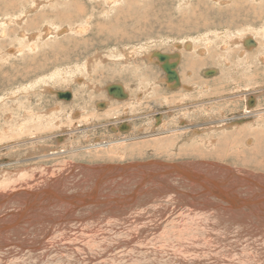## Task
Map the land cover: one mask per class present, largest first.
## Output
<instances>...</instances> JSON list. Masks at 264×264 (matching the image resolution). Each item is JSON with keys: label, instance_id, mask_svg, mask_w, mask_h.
<instances>
[{"label": "bare ground", "instance_id": "obj_1", "mask_svg": "<svg viewBox=\"0 0 264 264\" xmlns=\"http://www.w3.org/2000/svg\"><path fill=\"white\" fill-rule=\"evenodd\" d=\"M1 1L4 2V0ZM14 2L15 1L13 0H9L6 3V7L9 9L12 8L13 6L11 5L15 4ZM31 2L34 3L35 0H32ZM54 2L59 6L58 11L53 13L57 18H63L68 14H77L79 13L78 11L84 13L88 8L82 3L71 7V4L74 3V1L64 2L63 0H56ZM217 2H219V0H217ZM52 3L50 6H52ZM3 6L4 5H2V7ZM33 8L40 9L42 8V4H40V2L34 4ZM226 8H231V6H226ZM164 10L166 11V9ZM168 10L170 9L168 8ZM10 12L11 10H8L7 13L10 14ZM192 13L194 14L193 17L197 16V18H199L200 16L202 18V16L198 15L196 12ZM253 13L256 18L257 11L255 8ZM129 14L133 15H130L133 19L131 21L132 23H128L126 18ZM129 14L122 11L119 13L120 25L116 28L120 42L124 43H127L130 39L132 41V38L134 39L136 34L134 32L142 29L139 24L142 23V20L145 19V17L148 18V16L144 15L145 13L140 14L139 11H131ZM233 15L234 14H232L231 17H233ZM142 16L143 19L141 18ZM242 16L244 18L249 17L247 16V12ZM191 17L192 16L186 18L193 22L190 26L195 27L194 30H196L201 23L193 20ZM214 17L215 21L218 22L212 21L208 24H212L219 29L229 26L228 24L230 21H224L222 18L217 19V16ZM255 18L253 19L255 20ZM88 20H90V17H88ZM147 21H149V19H147ZM183 21L185 22L184 17L177 22L181 24V22L184 23ZM44 22L46 23V21ZM146 22L145 24L147 25ZM168 22L170 26H175L177 24L176 22L174 23L173 20H169ZM205 25L207 24L205 23ZM45 26H43V28H45ZM47 26L48 27L45 30L53 33L52 28L48 24ZM159 27L161 26L159 25ZM166 27H169V25H166ZM171 31H173V29ZM182 31L184 33V30ZM128 32H132L133 34L127 35ZM155 32L157 31L155 30ZM253 33H255V31ZM207 34H209V32ZM176 35H178V33ZM204 35H206V33ZM217 35L221 36V33H217L216 36ZM253 35H248L250 37L242 35L239 41L232 36V38L230 37V43L235 46L234 42H236V44L239 42L241 43V41L245 42L247 47L245 48L244 45H242V47L246 49H243V53L250 49H252V51L258 50L259 53L255 56V60L258 64L253 62V60H251V63L254 66H259L262 65V62L264 65V44L261 46V43L258 40L259 45L258 43L256 44L257 41L253 38ZM263 35L264 32L262 33V36ZM255 36H259V34H256ZM169 37L171 38V36ZM204 37L207 41L208 36L206 35ZM161 38L162 37H160V39ZM177 38H179V36ZM177 38L174 42L172 41L173 39L171 40L174 47H182L179 46L180 44L177 45L181 42H183L185 44L183 46L188 49L198 47V45L194 46L193 42L199 37H192L194 41H185L188 37H185V39L180 38V40L178 39L179 41ZM199 39L205 40L203 37ZM154 40L155 39H153V41ZM132 42L134 43V40ZM211 43L212 42H205V44L200 45L197 51L202 55L208 54L209 59L216 56L214 55L216 53L211 52L213 50L210 47L212 46ZM223 44H225L224 40ZM222 45L220 47L221 50L224 49ZM132 46L134 49L131 50L128 55L129 58H131L132 63H135L137 60L136 52L139 51L136 44H133ZM170 48H172L171 45ZM216 48L219 47L217 46ZM167 49L169 48L167 47ZM150 50L154 49H148L144 53ZM163 50L165 51L166 49H162V51ZM19 51L21 50L16 49L14 52H11V55L7 54L6 57L10 58L12 54L14 55ZM232 51H230V53H232ZM157 52L159 51H151L144 55L149 57L152 64L157 62L162 68L164 63L158 60ZM175 53L179 54L175 55L178 59L176 60V58L172 56L168 59L167 63L170 66L175 64L176 67L174 66V68L177 71L178 62L182 60V53L181 51H175L171 55ZM222 59L226 64L230 63V60H227L226 56L223 55ZM258 60L261 62L259 63ZM141 62L144 64V67L146 66V74L138 75L132 72V76L134 77L132 81L135 80L136 82H141L140 84H138V82L136 84V86L139 85V90L137 94L134 95L137 98L132 96L135 87H133L134 85H130L129 78L131 75L125 76L120 75L122 74L120 73L118 74V77L115 75L112 76L111 81L115 82L109 85L107 84L108 86L105 87L108 91L109 86L113 84L120 86L123 95L116 96L117 94H114L115 96H113L109 91L108 92L111 97H121V100H118L121 102L115 100L114 104H111L104 112L98 113L91 111L90 113L92 114L87 113L90 103L94 104L97 102V106L100 108H103L105 105L100 101V98H103L102 96H93V92L99 91L97 86H90L87 80L88 77H86L87 79L82 77L84 80L82 79L79 84L86 85H82L81 88H78L79 91L71 88L62 91L57 90L58 92L56 91L57 95L55 97L59 98V101L58 103H55L52 108L39 113L37 109H33L34 113H30L26 119V122L29 121L33 126H22V122L20 121L23 119L22 116H20L21 112L16 110L13 111V113L20 119L17 124L18 127L15 126L14 121L0 125V176H11L13 170L19 167L31 168L30 171L31 173H35V176L33 177V175L28 172L29 176L26 177V180L28 182L36 180L38 184L37 188L34 183L25 184L28 185L31 190L22 189V191H19L21 184L14 189H10L11 186L14 185H10L13 181L9 179L6 187L7 191L5 193H0V197L8 195L9 198V201L0 203V215H7L5 223L2 224L0 222V229L10 228L11 225H13V216H18L19 224H21L23 220H29L31 218L37 221L36 225L19 229L17 228L15 229V233H8L4 237L0 234V264H10L8 261L18 258L17 254L20 248L16 245V242L13 240L14 238H11L13 235L14 237L17 236L16 239L18 241L25 238L35 242V246L41 249L47 260L54 258L49 251L51 243L54 246L65 244L63 248L60 247V250L56 255V262L65 261L66 264H70V261H72L73 251L71 249V243H74L75 241H80L84 247L88 245L95 246L99 249L111 248L113 243L118 242V246L121 248L119 252H116L114 255L113 249H109L110 255L107 257H102L101 254L91 256V258L90 256H87V259L90 258V260L93 261L90 264H264V168L255 167L253 172L249 170L251 168L246 166L232 165L221 160L208 158L186 157L172 159L167 157V159L170 160H162L159 158L150 159L151 157L144 158L141 157V153L138 152V150L143 152L144 146L149 147L151 150H156L157 152V147L153 146L152 140H142L145 143L133 142L132 144L127 145L122 144L121 141L112 142L109 140H102L108 139V137L103 136L102 133L98 134V130H95L97 129L95 127H100L105 124L102 122L99 124L100 126H95L94 122L98 123L100 120H116L118 119L117 117L120 116H122L121 119L130 117V120H134L137 118V115L132 117L131 113L136 112L137 109L141 110L142 107L145 106L143 104L147 102L145 99V96L148 93L147 91L160 89V86L155 85L156 83L159 85H165L169 88H173V85L178 84L176 88H179L180 90L173 91V95L171 94L170 97L165 98L167 105L170 106L179 105V103H187L178 97L180 96L181 98H184L187 95L193 96L196 91H200L201 89L200 85H198L199 81L190 79V84L188 83V79L185 78L186 74L188 75L190 73L191 75L195 73L194 65L198 63L196 61L185 60V72L183 74L180 73V71L179 73L177 72L179 83L169 82L167 80L166 71L163 68L162 69L165 72L164 76L158 77L155 75L159 74L158 70H155L151 66L152 64L145 61ZM240 62L242 64V60H238L235 64H240ZM138 66L139 64H135L133 68L137 69ZM229 69L233 72L231 65ZM236 70L237 68L234 71ZM226 74L228 73H225V75ZM233 74L235 73H232V75ZM233 80L236 79L233 78ZM132 83L133 82H131V84ZM205 83H212L213 86H218L214 92L215 94H218V98L224 96L223 93H225V90L227 89L225 88L226 83L224 82V84H221L220 78L207 80ZM45 86L50 90L48 87L51 86H47V84ZM235 86L236 85L234 84V91ZM11 89L13 90L9 92V95L14 101L18 102V96L23 93L21 85H17L15 88L13 86ZM203 89L204 88H202V90ZM237 89L240 88L237 87ZM68 90L72 91V98L67 100L66 98L70 97L69 95L71 94V92H67ZM188 90L194 91L192 93L182 94V92ZM254 91L259 90L255 87L253 89V92ZM240 94L241 93H239V95ZM126 95H128V99L125 98ZM231 96L234 98L238 97L237 93H231ZM242 96L241 98L246 100L247 95L244 94V96ZM78 97L81 98L79 99ZM149 98L153 97L150 96ZM250 98H254V95H251ZM133 99L137 100L135 102L138 106L133 104ZM258 102L259 105L262 106L261 96H259ZM198 103H194L193 105L203 104V102ZM60 104L63 106L72 104V108H62L63 106ZM114 106L120 107V110L110 113ZM20 108L21 106L19 105L17 110ZM256 110V108L253 110L251 108H246L245 113L240 114V116L248 113L254 118L257 115L256 113H258V110ZM183 111L184 112L181 114L175 112L179 114L178 116H175V114L170 115L172 117H170L171 119L169 121L162 120V116L157 117L159 118L158 122L163 123L160 126L161 129L153 130L151 129L153 126H151L150 129L152 131L149 135L171 134L177 136L178 132L174 128L168 127L167 124H172V121L176 119L179 121L182 120V117L180 116L185 115L187 112H201L203 110L201 107H193ZM203 112V116H199L198 119L200 117L205 119L212 116V112ZM60 113H64V115L62 116ZM165 118L169 119L167 117ZM239 118L243 120L249 117L246 116ZM8 120L10 119L8 118ZM217 121H219L218 123H221L220 119L213 121V123H217ZM34 126L46 129V131L44 133H38V130L33 128ZM131 127V123L123 121L122 125H115L113 129H117V131L122 132L121 134L125 135L127 133L134 134L132 137L129 135L127 138H124V141L129 139L135 141L142 138V135L135 133L140 131L145 133L144 130L147 129L144 128L143 124L136 130H130ZM212 128H214V130ZM211 129L216 131L218 128L211 127ZM129 130L130 132H128ZM198 130H201L204 134L201 138L196 140V143H205V133L209 131H206L204 128ZM249 132L248 138H245L243 143L239 145L245 147L247 144L253 143L252 147H248V151L253 153L259 159V162L255 160L258 164L263 165L264 151H261V149H264V132L254 131L253 129ZM75 136L76 139H73ZM80 137L82 138L80 139ZM185 137L190 139V134H185ZM209 140L210 138L208 137L207 142ZM91 141L95 142L89 143ZM102 141L105 142L103 143ZM157 141L158 138H155L154 142L156 143ZM176 141L177 143L175 145L171 144V146L183 147L181 138L173 137L171 139V142ZM118 144H120V146H118ZM257 144L262 146L260 147L261 149H255L257 148L256 146H258ZM116 150L117 153H115ZM211 150L213 154L219 152L217 151V148ZM203 151L204 149H198L188 153L195 154L191 156L193 157ZM22 156H24L22 162L12 165L15 162L14 159L21 158ZM136 157H140L141 160H136ZM27 158L29 159L28 161ZM61 158L64 162H71L68 160H73L77 163L72 162L69 166L66 164L63 165V168L52 170V167L48 165V161L52 160L53 162H56ZM124 158L130 159L123 160ZM104 160H111L114 164L100 167L97 163H94ZM37 161H39V163L34 165ZM44 162H46L47 165L40 164ZM93 165L99 167H93ZM43 166L46 167L47 172L53 177L51 180L46 178V170L41 172V167L43 168ZM35 169L38 171L32 172ZM66 171H68V173L64 175L66 182L61 187L63 180H61L60 176ZM25 175L26 174L21 172L18 177L21 178ZM0 185H3V182H0ZM68 185L72 190L67 188ZM55 187L57 189H55ZM32 190H35V192ZM27 191L33 192L37 196H34L33 198L30 197L28 194H25ZM14 200H17L18 202H26L25 209L17 208L19 207L17 204V207L13 208L11 202ZM34 200L40 201L35 202ZM143 202L145 204H143ZM203 202L208 203L206 211L199 208H194L189 211V208L199 207ZM153 203L159 204L160 207H152ZM84 208L86 211H81ZM27 209L31 216L23 217L22 215L26 214ZM182 212L188 214L187 219L176 217L178 213ZM158 216L164 217L168 220L150 226L148 221ZM114 218L118 219L116 226L113 225ZM187 220L188 224L185 223ZM89 223L91 224L92 230L89 228ZM41 224L45 225L39 228L38 226ZM98 230L104 234H108V236L97 235L96 232ZM144 230L146 231L145 234L142 232ZM93 234H95L94 237ZM112 235H117L119 238L110 242ZM40 242H43V244H40ZM86 262V260H83L82 264H88ZM31 263L48 264V262L36 258Z\"/></svg>", "mask_w": 264, "mask_h": 264}, {"label": "rangeland", "instance_id": "obj_2", "mask_svg": "<svg viewBox=\"0 0 264 264\" xmlns=\"http://www.w3.org/2000/svg\"><path fill=\"white\" fill-rule=\"evenodd\" d=\"M8 1L9 0H4L5 3L3 1L0 2V7H1L0 8V14H1L0 15L1 16L0 18V125L6 124L10 121H14L15 126L18 127L17 124L20 119L17 117L16 114L13 113V111L16 110L21 112L20 116H22L23 119L20 121L22 122V126L24 127L26 125L33 126L29 121L26 122V119L28 118L29 114L34 113L33 109H37L39 113L41 111L44 112L49 108H52L54 104L58 103L59 101L58 100L59 98L55 97L58 91H62L68 88L78 90V88H81L82 85H86V84H79L83 79L82 77L85 78L88 77V79L87 78L86 79L88 80L90 86L92 87L97 86L99 91L93 92V96L95 97L102 96L103 98H100L101 99L100 101H102L105 105L103 108H100L97 106V102H95L94 104L90 103L87 113H90L91 111L98 113L104 112L109 108L111 104H114L115 100H117V102H121L118 101L121 100L120 99L121 97L120 98L111 97L108 92L109 89L108 91L106 90L105 86H108L109 84L115 82V81H111L112 76L115 75L118 77L119 76L118 74L120 73H122L120 75H125V76L131 75L129 78L130 79L129 82L130 85L132 86L134 85L133 87H135L134 92H132V96L134 98H137L134 95L137 94L139 90L138 89L139 85L136 86L138 81L137 82L135 80L132 81V79H134V77L132 76V72L138 75L146 74L145 71L146 66L144 67V64L141 61H145L149 64L152 63L149 57L145 55L151 51L152 52L159 51L167 54L170 53L169 55L173 56L171 54L174 53L175 51H181L182 60L181 59L180 60L182 62L181 61H180L181 63L178 62L177 72L179 73L180 71V73L182 74L185 72L186 70V65L184 63L185 60L187 61L193 60L198 62L197 64L194 65L195 73L191 75L190 73L188 75L186 74L185 78H187L188 81L190 79L199 81V84L198 83L197 84L200 85L201 88L200 91H196L193 96L187 95L184 98H181L179 96L178 98L183 99L187 103L184 104L179 103V105L170 106L167 105L165 98L170 97L171 94L173 95L174 93L173 91L180 89L176 87L169 88L166 87L165 85H161V84L159 85L156 83L155 85L160 86V89L155 91L153 90L147 91L149 94L147 93L145 96V99L147 100V102L143 104L145 106H143L141 110L137 109L136 112L131 113L132 117L133 116L135 117V115H137L136 116L137 118H135L134 120H130V117L121 119L122 116H120L117 117L118 119L116 120L109 119L103 121L100 120V122L98 123L94 122L95 126H100L99 124H101L102 122L105 123L100 127H95L97 128L95 130H98V134L102 133L103 136L108 137V139H102V140L105 141L109 140L112 142L121 141L122 144H127V145H130L133 142H144L142 140H152L153 146L157 147V152L156 150H151L149 147L144 146L143 152L138 150V152L141 153L140 156L144 158L151 157L150 159L159 158L162 160H170L167 159V157H170L172 159H179L186 157L208 158V159L221 160L232 165L246 166L251 168L249 170L253 172H254L253 169H255V167L264 168V163H262L263 165L258 164L255 160L259 162V159L253 153L248 151V147L250 146L252 147L253 143L247 144L245 146L247 148L241 147L242 145H239L243 143L245 138L246 139L248 138V135L250 133L249 131H251V129H253L254 131L264 132V87H263L264 65L259 60L258 62L259 63L261 62L262 65L254 66L251 63V60H253V62L258 64L257 61L255 60V56L259 53L258 50L252 51V49L250 50L247 49L248 51L247 52L245 51L244 54L243 49L246 50L245 48L247 47L245 42L241 41V43L240 42L237 43L238 45L236 44V42H234L235 46L230 43L231 40L230 37L232 38V36H234L235 39L239 41L242 35H247V37H250L248 35L254 34L253 38L256 41L258 40L261 43V46L264 44V35L262 36V33L264 32V0H246V1L219 0V2H217V0H63L64 2L74 1V3L71 4V7H74L77 4L80 5V3L85 4L84 6L86 8L88 7L87 11H85L84 13L78 11L79 13L77 14H68L63 18H57L53 14L59 9V6L54 2L56 0H35L34 3L31 2L32 0H18V1L13 0L15 1L14 2L15 4L11 5L13 7L10 9L6 7L7 6L6 3ZM39 2L40 4H42V8L40 9L33 8V5ZM51 3L52 6H50ZM2 5L4 6L2 7ZM226 6L227 7L231 6V8H226ZM168 8L170 10H168ZM254 8L257 11L256 18L253 13ZM164 9H166V11ZM8 10L9 11L11 10L10 14L7 13ZM121 11L128 14L131 11L134 12L139 11L140 14L145 13L144 15L148 16V18L145 17V19H143V16L141 17L143 20L142 23L139 24V26L142 29H139L134 32L137 34V35L135 34L134 39L132 38V41L134 40V43L131 41V39L127 41L128 44L124 42H120V38L117 35L116 28L120 25L119 13ZM192 12H196L198 15H201L202 18L200 16L199 18H197V16L193 17L194 14ZM246 12H247V16L249 17L244 18L242 15ZM232 14H234L233 17H231ZM130 15L132 14L126 16L128 23H132L131 21L133 20L130 17ZM190 16H192L191 18L193 20L200 22L201 24L200 23L199 24L200 26L201 25L203 26V29L202 26L201 29L199 26L198 29L194 30L195 27L190 26L193 22L190 19L186 18ZM214 16H217V19L222 18L224 21H230V23L228 24L229 26L219 29L214 27V25L212 24H208L212 21L218 22L215 21ZM88 17H90V20H88ZM183 17L185 20V22L183 21L184 23L181 22L180 24L179 22H177ZM253 18H255V20ZM147 19H149V21H147ZM168 19L170 21L173 20L174 23L176 22L177 24L175 26H170ZM160 20L163 24L160 22ZM44 21H46V23ZM145 22L147 23V25L145 24ZM205 23L207 25H205ZM47 24L52 28L53 33H50L47 30H45L48 27ZM159 25L161 27H159ZM166 25H169V27H166ZM43 26H45V28H43ZM171 28L175 33L171 31L172 30ZM179 29L184 30V33L182 30L180 31ZM155 30L157 32H155ZM178 30L181 34L178 32ZM252 31L253 32L255 31V33H253ZM208 32L209 34H207ZM177 33L178 35H176ZM205 33L208 36L207 41L204 37L206 36L204 35ZM217 33H221V36L220 35L216 36ZM131 34L133 33L132 32L127 33V35H131ZM256 34H259V36H255ZM169 36H171V38ZM178 36L179 38H177ZM184 36L188 38L185 39ZM160 37L162 38L160 39ZM192 37H199V38L203 37L205 40L198 38L197 40L194 41ZM176 38L177 40L178 39L180 40V38L181 39L184 38L185 41H194L193 45L194 46L198 45V47L188 49L187 47L183 46L185 45L183 42L177 44V45L180 44L179 46L182 47H177V46L174 47L172 43L176 40ZM153 39L155 40L153 41ZM223 40L225 41V44H223ZM258 41L256 42V44L258 43L259 45ZM205 42H212L211 43L212 46L210 47L213 50L211 52L216 53L214 54L216 56L209 59L208 54L202 55L197 51L200 45L205 44ZM131 44L132 45L136 44V47H138V51H139L136 52L137 60L136 62L134 61L135 63H132V60L131 58H129L128 55V53L134 49ZM170 45L172 46V48H170ZM221 45L222 47H224L223 50L220 49ZM242 45H244L245 48L242 47ZM217 46L219 48H216ZM167 47L169 49H167ZM16 49H20L21 51H19L18 53L16 52L14 55L12 54L10 58L6 57L7 54L11 55V52H14ZM148 49H154V50H150L144 53ZM162 49H166V50L162 51ZM235 49L237 50L239 49V50L237 51ZM230 51H232V53H230ZM223 55L227 57V60H230L229 64L231 65L233 72H231V69H229L230 65L226 64V62L222 59ZM234 60L237 61L235 62ZM238 60H242V64L240 62V64L236 65L235 63H237ZM135 64H139L137 69L133 68ZM151 66L155 70H158L159 74H155V75H157L158 77L164 76L165 72L157 62L152 64ZM236 68L237 70L234 71ZM225 73H228L229 75L226 74L227 75L226 76ZM232 73H235L237 76L233 74L234 75L233 77ZM219 78L221 84H224V82L226 83L225 88H227L225 90L226 92L223 93L224 96H221L222 98H218L217 97L218 94L214 93L218 86H213L212 83H207V84L205 83L207 82V80H213ZM233 78L236 80H233ZM11 79L13 82L11 81ZM131 82L133 83L131 84ZM140 83L141 82L139 81L138 84ZM188 83L191 84L190 81ZM46 84L47 86H51L48 87L50 88V90L47 89V87L45 86ZM234 84L236 85L235 91L237 87L240 88L237 89L236 92L233 90ZM17 85H21L23 89V93H21L18 96L19 97L18 102L14 101L9 95V92L13 90L11 88H13V86L15 88ZM255 87L258 88L259 91L253 92V89ZM202 88L204 89L202 90ZM193 91L194 90H188L186 92H182V94L192 93ZM67 92H71V94L69 95L70 97L66 98L68 100L72 98V91L68 90ZM231 93L232 94L237 93L238 97L234 98L233 96H231ZM239 93H241L240 94L241 96L242 95L244 96V94L247 95L246 100L241 98ZM251 95H254V98L251 99L250 98ZM46 96L49 98H47ZM150 96H152L153 98H149ZM259 96H261L262 106H260L258 102ZM55 98L57 99V101ZM78 98L80 99L81 97ZM125 98L128 99L129 98L128 95H126ZM133 100H134L133 104L138 106V104L135 102L137 100L135 99ZM198 102H203V104L193 105L194 103H198ZM19 105L21 106V108L17 110V107ZM71 105L72 104H68L65 106L62 105L63 106L62 108H66V107L72 108ZM193 107H201L203 111L212 112L211 113L212 116L205 119L200 117L198 119L199 116H203L204 114L203 111L201 112L199 111L200 113L197 111L187 112L185 113V115L180 116L182 117L181 118L182 120L179 121L176 119L172 121V124H167L168 127H172L178 132L177 136L171 134L168 135L155 134L151 136L149 135L150 132L152 131L151 129L153 130L161 129L160 126L163 123L158 122L159 118L157 117L162 116L161 117L162 120L164 119L165 121L166 120L169 121L171 119L170 117H172L170 115L175 114V116H178L179 114L184 112L183 110H187ZM246 108H251L252 110L256 108L258 110V111L256 110L258 112L256 113L257 115L254 118L248 113H246V115L240 116V114L245 113ZM119 110L120 107L114 106L110 111V113H114ZM197 110H201V109H197ZM175 112H178L179 114ZM60 114H62V116L64 115V113H60ZM246 116H248L249 118L243 120L239 118ZM165 117L169 119H166ZM8 118L10 120H8ZM217 119H220L221 123H218L219 121H217V123H213V121ZM122 120L124 122H128L132 124L130 130L131 129L136 130L140 125L143 124L144 128H147L146 130H144L145 133H143V131L140 132L134 131L136 132L135 134L138 133L143 137L135 141L130 139L124 141V138H127L129 135L130 137H132L134 134L132 133H127L126 135L121 134L122 132L117 131L118 127L117 129H113L115 125H122L123 123ZM151 126L153 127L150 129ZM211 127H217L218 129L216 131H213L214 128H212L213 129L212 130ZM33 128L38 130V133L39 132L44 133L46 131V129H41L35 126ZM201 128H204L206 129V131L209 132L205 133L207 137L204 135L205 143L204 142L196 143V140L198 138H201V136L204 134L202 133L201 130H198ZM130 130L128 132H130ZM146 134L148 135V137ZM185 134H190V139H188V137H185ZM173 137L181 138L183 147L171 146V144L175 145L177 143V141L171 142V139ZM208 137L210 138V140L207 142ZM81 138L82 137H80V139ZM155 138H158V141L156 143L154 142ZM73 139H76V136L73 137ZM94 142L95 141H91L89 143H94ZM118 146H120V144H118ZM256 147L257 148L255 149H261L260 147L262 146L258 145ZM213 148H217V151L219 152L213 154L211 150ZM198 149H204V151L193 157L191 156L195 154L188 153L190 151L198 150ZM261 151H264V149H261ZM115 153H117V150L115 151ZM23 157L24 156L18 159H14L15 162L12 165L22 162ZM128 159L130 158H124L123 160H128ZM135 159L141 160L140 157H136ZM28 160L29 159L27 158V161ZM68 161L71 162H67V161L64 162L62 158L56 162L49 160L48 165L52 167V170L54 169L56 170L59 168H63V165L67 164L69 166L70 163L75 162L73 160H68ZM38 163L39 161L35 162L34 165ZM94 163H97L100 167L104 165L114 164V162H112L111 160H104L101 162H94ZM40 164L47 165L46 162ZM85 166H91V165H85ZM99 166L93 165V167H97V168ZM30 169L31 168L19 167L13 170L11 176H0V182H3V185H0V189H1L0 193H5L7 191L6 187L8 185L7 181L9 179L13 181L10 185H14L11 186L10 189H14L19 184H21L19 191H22V189L31 190V188L28 185H25L30 183H34L35 187L37 188L38 184L36 180H33L32 182H28L26 180V177L29 176L28 172L31 173ZM44 170H46V167L44 166L43 168L41 167V172H43ZM34 171H38V170L35 169L32 172ZM21 172H23L26 175L24 177L19 178L18 175ZM67 173L68 171L64 172L60 176L61 180H63V182L61 183V187L66 182L64 175ZM31 175H33L34 177L35 173H31ZM46 178L49 180L53 178L47 172V170H46ZM67 188L69 190H72L69 187V185L67 186ZM55 189L57 188L55 187ZM32 191L35 192V190ZM29 192L30 191H27L25 192V194H28L32 198L34 196H37L35 193L33 192L29 193ZM5 201H9L8 195H6L5 197H0V203H3ZM34 201L39 202L40 200H34ZM17 202H18L17 200L11 202V204H13V208H16L17 207L16 204H17L19 206L17 208L25 209L27 204L26 202H22V201H19L18 203ZM143 204L145 203L143 202ZM152 207L159 208L160 205L157 203H153ZM207 207H208V203L203 202L199 205V207L189 208V211L194 208H199L203 211H206ZM81 211H86V210L84 208ZM6 216L7 215L5 214L0 215V222L2 224L5 223ZM22 216L27 217V216H31V214H29V211L27 209L26 214ZM176 217L187 219L188 214L182 212V213H178ZM166 220L168 219L158 216L154 219L149 220L148 222L150 223V226H154ZM12 222L13 225H11L10 228L0 229V234L3 237L6 236V234L8 233L11 232L15 233V229L17 228L19 229L24 227H31L33 225H36L37 223L36 220L31 218L29 220H23V222L19 224L18 216H13ZM117 222L118 219L114 218L113 225L116 226ZM185 223L188 224V220L185 221ZM43 225L45 224H41L38 227L41 228ZM89 228H91L92 230L90 223H89ZM142 232L145 234L146 231L144 230ZM96 233L99 236H108V234H104L100 230H98ZM95 234H93V237L95 236ZM11 238H14L13 240L16 242V245H18V248L20 249L17 254L18 258L8 261L10 264H33L31 262L35 258L44 262H48V264H66L65 261L56 262L57 260L56 255L58 254L60 247L63 248L65 244L54 246L51 243L49 251L52 253L54 258H50L47 260L41 249L35 246V242L25 238L18 241L16 239L17 236L14 237V235ZM118 238L119 236L112 235V239L110 240V242H113L114 239H118ZM40 244H43V242H40ZM71 244H72L71 249L73 251L72 256L74 258L72 257L71 259L72 261H70V264H82L83 260H86L87 261L86 263L90 264L93 262L90 260L91 256L101 254L102 257L104 256L107 257L108 255H110L109 249H113L114 255L116 252H119L121 250V248L118 246V242L113 243L111 248H102V249L88 245L84 247L80 243V241H75L74 243ZM87 256H90V258L87 259Z\"/></svg>", "mask_w": 264, "mask_h": 264}, {"label": "water", "instance_id": "obj_3", "mask_svg": "<svg viewBox=\"0 0 264 264\" xmlns=\"http://www.w3.org/2000/svg\"><path fill=\"white\" fill-rule=\"evenodd\" d=\"M157 54H158V60H160L162 63H164L162 65V68L166 71L167 80L169 82H174V83L178 82L179 83V76H178L177 71L174 68V66L176 67V65L174 64V65L170 66L167 63L168 59L172 56H170L169 54H163V53H159V52H157ZM175 55H179V54H176V53L173 54L174 58H176V60H177L178 58L175 57ZM177 86H178V84L173 85V87H177ZM109 92L113 96H115L114 94H117L116 96L123 95L121 87L114 85V84L109 86Z\"/></svg>", "mask_w": 264, "mask_h": 264}]
</instances>
